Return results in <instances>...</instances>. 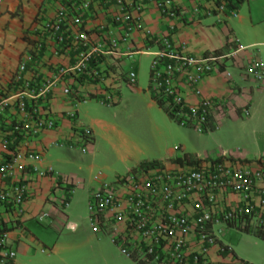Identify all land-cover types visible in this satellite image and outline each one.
Wrapping results in <instances>:
<instances>
[{
	"label": "crops",
	"instance_id": "1",
	"mask_svg": "<svg viewBox=\"0 0 264 264\" xmlns=\"http://www.w3.org/2000/svg\"><path fill=\"white\" fill-rule=\"evenodd\" d=\"M83 2L87 3V7L84 8L80 25L65 20L57 31L46 26L53 24L58 16L67 15L69 19V12ZM172 3L182 12L181 16L174 18L162 14L154 1H147L142 9L132 11L131 16L137 25L129 37L124 39V26L119 22L116 0L0 1V102L6 103L0 114V137H9L11 125L25 118L26 112L19 109L18 102L21 99L28 102V93L38 91L42 81L52 79L57 67L70 66L81 50H90L91 65L99 64L110 73L102 83L68 77L58 82L48 94L52 111L61 113L71 102L62 93L64 85L70 84L78 89L79 120L92 134V140L84 150L80 147L79 138L73 135L70 121L65 119L60 127L46 130L32 141L31 145L42 154L41 160L20 158L14 164L12 177L3 181L0 179V186L16 180H24L28 184L29 199L22 205L19 219L0 206V223L7 226L8 235L15 241L16 250L20 253L17 264H30L34 253H40L38 256L42 258L38 264H111L115 257L118 258V264H135L119 251L109 237L97 235L91 228L87 204L91 191L100 183L98 179L93 177L86 189V218L80 217V224L74 220V213L69 209L76 189L85 188L84 180L74 169L75 161L79 158L73 153H77L83 163L94 152L95 128H102L105 133L112 131L100 119L87 122L80 113L81 102L96 100L100 105H120L123 103L121 88L126 83L125 72L134 71L138 78L142 61L150 59L145 64L148 72L147 87L139 88L137 95L140 98L147 97L149 104L157 105L149 85L150 63L158 46L148 41L147 36L153 39L168 36L174 46L193 55H202L207 51L228 55L219 72L203 78L199 84L204 95L226 97L228 100L223 112H216L214 129L210 131H218L221 122H228L227 119H221L225 114L229 113L233 120H238L243 115V108L247 107L248 114L244 116L249 118L257 99L264 102V88H257L253 80L244 74L245 65L253 57L260 59L258 53L252 50L256 43L239 46L232 33V23L238 16L237 9L235 15L225 16L216 11L214 3L208 0H172ZM194 7H198L197 14L192 13ZM242 21L251 22L248 18ZM237 22L241 23V20ZM80 32L87 34V43L73 40L72 36ZM112 38L118 43L114 48L110 44ZM21 64L23 69L19 70ZM105 94L112 95L111 101L105 98ZM196 98L194 95L189 96L192 102ZM133 153L135 155V151ZM184 153L173 149L160 158L137 159L126 168V172L146 166L153 160L171 166ZM188 154L198 157L227 155L240 159L264 157V152L258 156H245L226 150L212 155ZM9 155V147L4 146L0 140V159ZM33 165L38 172L31 171ZM64 179L72 183V193H69ZM17 224L21 225L20 228ZM212 230L217 241L208 250V259L212 264H228L234 257L257 264L239 256L230 241L222 238L234 231L220 225H213ZM218 245H226L229 251L219 252Z\"/></svg>",
	"mask_w": 264,
	"mask_h": 264
},
{
	"label": "built area",
	"instance_id": "2",
	"mask_svg": "<svg viewBox=\"0 0 264 264\" xmlns=\"http://www.w3.org/2000/svg\"><path fill=\"white\" fill-rule=\"evenodd\" d=\"M147 1H154L160 12L168 17L176 18L182 14L172 0H116L124 39L137 25L132 11L142 9ZM208 1H212L214 9L225 16L236 13V9L227 7V0ZM86 7L87 3L83 2L69 12V19L67 15L58 16L53 24L46 26L57 31L65 20L80 25ZM197 12L198 7H194L192 13ZM72 38L78 43L88 42L84 32ZM147 39L158 46L150 63L149 88L165 100L171 118L183 127L201 131L206 130L205 125L214 126L217 113L223 112L228 100L204 95L199 84L203 78L219 72L228 55L217 51L193 55L174 46L168 36L158 39L147 36ZM110 44L114 48L118 43L112 38ZM91 62V51L81 50L70 66L57 67L52 79L42 81L38 91L28 93V102L24 99L18 102L19 109L26 112L25 118L11 125L9 137H0L3 145L10 149L9 157L0 159L2 181L12 177L18 159L41 160L42 154L31 145L32 141L42 132L60 127L65 119L70 121L82 150L91 142L90 129L79 120L77 113L78 89L64 85L62 93L71 102L61 113L52 111L48 102L50 91L68 77L91 83L105 82L109 71L99 64L91 65ZM22 69L23 64L19 66V70ZM244 74L257 88H264V65L258 58L253 57L245 65ZM136 78L134 71L125 72L127 84H134ZM191 95L197 97L195 102L189 100ZM105 98L111 101L112 95L105 94ZM5 104V101L0 102V114ZM242 113L247 115L248 108H243ZM31 171L36 173L38 169L33 165ZM99 177L100 173L94 179ZM63 182L72 193V183L68 179ZM28 199V184L24 180L0 186V206L17 219ZM87 209L94 233L109 237L135 264H212L208 250L217 244L213 225L264 233V157L240 159L227 155H191L171 166L147 164L118 176L113 183L101 181L91 191ZM16 226L20 228L21 225ZM14 243L0 225V264H17ZM218 251L223 253L229 249L226 245H218ZM228 264L252 263L234 257Z\"/></svg>",
	"mask_w": 264,
	"mask_h": 264
},
{
	"label": "rangeland",
	"instance_id": "3",
	"mask_svg": "<svg viewBox=\"0 0 264 264\" xmlns=\"http://www.w3.org/2000/svg\"><path fill=\"white\" fill-rule=\"evenodd\" d=\"M237 11V20L232 23V33L239 46L256 43L252 50L258 53L259 60L264 65V0H245L238 6ZM245 18L251 22L242 21ZM240 20L241 23H238ZM149 61L150 59L142 61L135 84L122 85L123 103L120 105L106 106L100 105L96 100H86L79 106L80 113L87 122L100 119L112 131L105 133L104 129L95 128L96 145L93 154H90L92 159L89 155L82 163L80 156L73 153L79 158L75 161L74 169L85 185V188L76 189L69 209L74 213L77 224L82 221L80 217L86 218V189L98 173L100 182L113 183L116 176L124 174L126 168L137 159L160 158L173 149H178L181 153L201 155H212L221 150L245 156H258L264 152L263 100L257 99L249 118L241 115L238 120H233L229 113L220 117L228 122H221L218 131H198L183 127L157 105L149 104L147 97L140 98L137 95L139 88L147 87L148 72L145 64ZM231 231L234 232L222 238L230 241L237 254L257 264H264V239L254 232L235 229ZM38 255L40 253H34L30 264H38L42 260ZM16 259H20L18 251ZM112 260L111 264H118L117 257Z\"/></svg>",
	"mask_w": 264,
	"mask_h": 264
},
{
	"label": "trees",
	"instance_id": "4",
	"mask_svg": "<svg viewBox=\"0 0 264 264\" xmlns=\"http://www.w3.org/2000/svg\"><path fill=\"white\" fill-rule=\"evenodd\" d=\"M243 2H245V0H227V7L228 8H234V9H237L238 6L240 4H242ZM152 92V95H153V98L155 99L157 105L162 108L164 110V112L169 116L171 117V113H170V110H169V107L168 105L166 104L165 100L158 94V93H155L153 91ZM205 129L206 130H212L214 129V127L211 125V124H208V125H205ZM191 155L188 154V153H185L183 155V157L180 159V158H176V162H183V160H186L188 159V157H190ZM159 162L156 161V160H153L151 161L149 164H158ZM145 164V163H144ZM0 225L6 229L7 226L4 225L3 223H0ZM255 234H257L259 237L261 238H264V233L262 232H256Z\"/></svg>",
	"mask_w": 264,
	"mask_h": 264
}]
</instances>
